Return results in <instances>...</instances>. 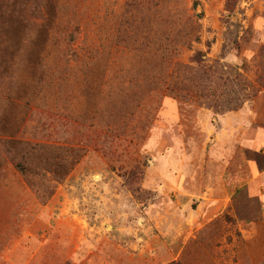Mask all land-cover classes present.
I'll use <instances>...</instances> for the list:
<instances>
[{
  "label": "rangeland",
  "instance_id": "374dc122",
  "mask_svg": "<svg viewBox=\"0 0 264 264\" xmlns=\"http://www.w3.org/2000/svg\"><path fill=\"white\" fill-rule=\"evenodd\" d=\"M0 264H264V0H0Z\"/></svg>",
  "mask_w": 264,
  "mask_h": 264
},
{
  "label": "trees",
  "instance_id": "16d2710c",
  "mask_svg": "<svg viewBox=\"0 0 264 264\" xmlns=\"http://www.w3.org/2000/svg\"><path fill=\"white\" fill-rule=\"evenodd\" d=\"M232 6H233V0H227V8L228 9H232ZM20 167V171L25 174L26 171H25V168L22 167V166H19Z\"/></svg>",
  "mask_w": 264,
  "mask_h": 264
}]
</instances>
